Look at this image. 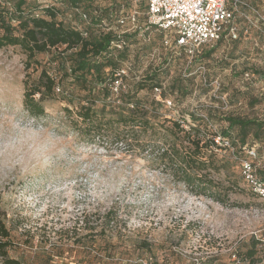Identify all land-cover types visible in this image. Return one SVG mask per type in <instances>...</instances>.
Wrapping results in <instances>:
<instances>
[{
	"label": "rangeland",
	"instance_id": "1",
	"mask_svg": "<svg viewBox=\"0 0 264 264\" xmlns=\"http://www.w3.org/2000/svg\"><path fill=\"white\" fill-rule=\"evenodd\" d=\"M241 1L248 6L236 14L238 40L207 44L192 58L164 46L137 0H93L79 11L65 0H36L81 31L91 27L80 16L87 9L109 10L96 30L131 29L120 87L109 99L115 105L123 106L119 94L146 75L157 73L162 88L146 84L137 94L157 117L153 127L103 128L92 137L67 102H44L45 115L37 119L24 107L27 75L35 79L44 68L55 75V51L37 55L38 64L27 70L19 47L0 49V213L10 231L9 257L24 264H264V202L241 178L248 155L239 151V129L231 130L230 150H216L219 160L229 162L231 179L240 178L226 204L194 194L172 166L156 159L164 142H147L152 133L173 142L167 131L219 138L231 115L264 119V0ZM117 5L118 14L110 10ZM113 131H139V141L114 140ZM177 139L189 145L184 133ZM261 140L250 133L246 144L257 150L263 170V135ZM228 175L215 178L229 185ZM254 240L261 243L250 262L246 251Z\"/></svg>",
	"mask_w": 264,
	"mask_h": 264
},
{
	"label": "trees",
	"instance_id": "2",
	"mask_svg": "<svg viewBox=\"0 0 264 264\" xmlns=\"http://www.w3.org/2000/svg\"><path fill=\"white\" fill-rule=\"evenodd\" d=\"M65 1L69 2L72 9L79 11L82 9L83 3L89 2L91 4L93 0ZM114 9L118 14L121 12L122 6L117 5L110 10L113 11ZM39 11H41V15L37 13ZM103 13H109V10L99 12L98 9H95L94 13H90L88 9L82 10L81 19L85 20L83 15H86L85 21L90 23L91 27L81 31L59 21L56 9L41 7L36 0L0 1V49L19 47L26 54L27 70L33 64H38L36 63L37 55L55 51L51 61L56 66L53 67L55 75L44 68L37 78L33 79L31 75H27L24 81L23 104L31 117L41 118L45 115L44 102L58 99L77 109L76 115L80 120L79 124L83 125L84 129L87 130L84 132L92 137L100 136L103 128L115 129L119 126H125L134 130L136 127L147 129L154 126L152 122L157 117L149 110L150 108L147 107L145 101L137 98V94L146 88V84H151L153 89L162 88L157 73L146 75L144 80L134 85V89L119 94L117 101L123 102V106H117L109 100L114 94L112 92L113 83L119 78L117 74L120 72L121 64L127 58V46L132 33L120 34L114 30H96L95 27L101 25L104 20ZM161 33L163 34V42L166 32L161 31ZM119 41L126 44L122 51L112 48L113 43ZM224 41L229 40H220L216 44ZM177 84L179 85V83ZM178 85L174 84V87L184 92L182 85ZM75 89L84 93H75ZM150 105L155 106V101L153 100ZM109 112L115 114L116 117L107 119L106 115ZM224 120L229 124V128L228 131L222 132V137H219L222 143L224 141L229 142L231 130L235 128L239 129L242 136L240 152H245L248 155L247 151L254 148L246 144L250 133H253L255 139L263 142L261 135L264 136V119H250L231 115ZM176 126L180 129L177 124ZM113 132L112 138L114 140L139 141V131ZM167 132H171L170 135L174 137L173 142L166 140L168 135H164L163 140H159L160 137L153 133L150 136L151 139L147 141L148 145H158V142H164L166 147L161 149L156 159L172 166L174 177L184 182L194 194L206 196L221 204L228 203L230 194L234 192L235 185L238 184L240 178L231 179L233 176L229 173V162L219 160L216 150L228 151L231 149V145L222 144L220 146L216 137L212 139L201 137V131ZM181 133H184V137H188V146L183 142L179 145L177 137ZM191 135L194 137L192 138ZM249 159L246 156L242 161ZM257 161L258 159L254 161L256 176L264 181V169L258 168ZM223 171L229 174V179L226 180L230 182L229 185L215 178L216 175H221ZM241 178L251 191L242 176V162ZM259 243L261 241L254 240L246 251V256L250 262L254 260L257 254L256 248ZM11 246L10 231L0 213V257L2 264H24L18 259L9 257L7 249Z\"/></svg>",
	"mask_w": 264,
	"mask_h": 264
},
{
	"label": "built area",
	"instance_id": "3",
	"mask_svg": "<svg viewBox=\"0 0 264 264\" xmlns=\"http://www.w3.org/2000/svg\"><path fill=\"white\" fill-rule=\"evenodd\" d=\"M145 8L148 23L158 30L165 31L163 44L167 49L179 50L188 57L198 56L207 44L220 40L234 41L239 37V27L236 24V14L240 8L248 5L241 0H137ZM83 19H87L83 15ZM136 15L130 19L135 25ZM122 26L126 19L118 18ZM135 28V27H134ZM112 30V29H107ZM131 30V29H130ZM122 31L120 34L129 33ZM119 33V32H118ZM126 44L123 41L113 43L112 48L122 51ZM113 83V89L118 91L120 77ZM160 91L159 88L155 89ZM169 105L171 101H167ZM220 138H217L219 144ZM222 144L229 146L228 141ZM249 160L242 161V176L252 193L264 202V181L255 173L254 161L258 159L255 148L247 151Z\"/></svg>",
	"mask_w": 264,
	"mask_h": 264
}]
</instances>
